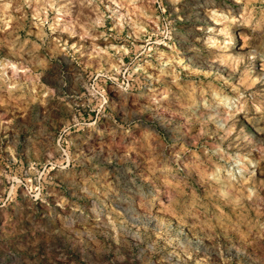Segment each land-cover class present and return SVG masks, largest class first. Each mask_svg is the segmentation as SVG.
<instances>
[{
	"label": "rangeland",
	"instance_id": "374dc122",
	"mask_svg": "<svg viewBox=\"0 0 264 264\" xmlns=\"http://www.w3.org/2000/svg\"><path fill=\"white\" fill-rule=\"evenodd\" d=\"M0 264H264V0H0Z\"/></svg>",
	"mask_w": 264,
	"mask_h": 264
}]
</instances>
